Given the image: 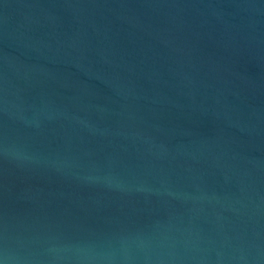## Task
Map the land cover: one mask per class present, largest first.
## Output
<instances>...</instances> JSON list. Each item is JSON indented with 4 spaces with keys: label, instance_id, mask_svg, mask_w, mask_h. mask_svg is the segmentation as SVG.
Listing matches in <instances>:
<instances>
[{
    "label": "water",
    "instance_id": "95a60500",
    "mask_svg": "<svg viewBox=\"0 0 264 264\" xmlns=\"http://www.w3.org/2000/svg\"><path fill=\"white\" fill-rule=\"evenodd\" d=\"M0 264H264V0H0Z\"/></svg>",
    "mask_w": 264,
    "mask_h": 264
}]
</instances>
